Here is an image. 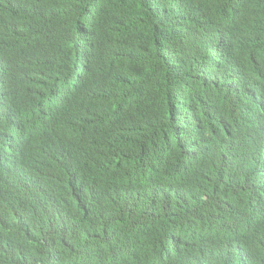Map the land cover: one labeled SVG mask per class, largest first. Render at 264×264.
Here are the masks:
<instances>
[{"label": "trees", "instance_id": "1", "mask_svg": "<svg viewBox=\"0 0 264 264\" xmlns=\"http://www.w3.org/2000/svg\"><path fill=\"white\" fill-rule=\"evenodd\" d=\"M21 29L69 95L35 195L0 147V264H264V0H0Z\"/></svg>", "mask_w": 264, "mask_h": 264}, {"label": "clouds", "instance_id": "2", "mask_svg": "<svg viewBox=\"0 0 264 264\" xmlns=\"http://www.w3.org/2000/svg\"><path fill=\"white\" fill-rule=\"evenodd\" d=\"M258 42L263 44L264 36ZM0 46L3 52L0 67L15 66L12 75L19 77L17 84L0 80V147L10 150L12 158L24 165L20 180L29 184L24 193L33 196L34 183L45 172V160H40L39 155L50 144L56 124L64 115L66 97L62 96H67L69 82L39 65L62 63L66 54L61 50L56 54L59 58L42 56L43 47H49L50 40L30 29L0 36Z\"/></svg>", "mask_w": 264, "mask_h": 264}, {"label": "rangeland", "instance_id": "3", "mask_svg": "<svg viewBox=\"0 0 264 264\" xmlns=\"http://www.w3.org/2000/svg\"><path fill=\"white\" fill-rule=\"evenodd\" d=\"M88 21H89V17L86 16V22L88 23ZM87 32H88L89 35L91 34V24L88 25ZM258 35L262 37V35H260V34H258ZM259 38L260 37H257V36L249 37V39H250V52H251V54L254 57L253 61L250 62V63L256 64V65H259V66H264V43L260 44V42H258ZM87 62H88V60L86 59L85 61H83L82 64H85ZM256 76L260 77L262 75H256ZM105 95L106 96H110L112 98L117 96L116 94H111V93H108V92H106ZM153 119L156 120L157 117H154ZM179 119L180 120L183 119V115L182 114H179ZM155 142L158 144V146L161 145L157 138H155ZM229 145H230V149L233 152H238V151L243 152V147L244 146H250L247 143L236 141V140L230 141ZM112 164H117V163H112ZM148 164H149V160H148ZM113 185L116 187L115 180L113 182ZM102 188L107 190L108 186L102 185ZM23 191L25 192V190H22L20 192H23ZM137 203L141 204V201H137ZM20 209L22 210V208H20ZM14 233H16V232H13V234ZM77 251H78V248H77ZM94 254L97 257V254L96 253H94ZM50 264H57V263H50Z\"/></svg>", "mask_w": 264, "mask_h": 264}, {"label": "bare ground", "instance_id": "4", "mask_svg": "<svg viewBox=\"0 0 264 264\" xmlns=\"http://www.w3.org/2000/svg\"><path fill=\"white\" fill-rule=\"evenodd\" d=\"M64 93H66V91H64ZM66 94H67V96H62V97H68L69 94L68 93H66Z\"/></svg>", "mask_w": 264, "mask_h": 264}]
</instances>
